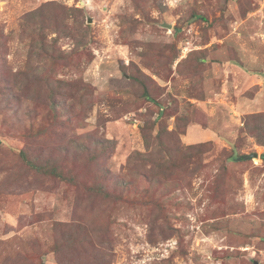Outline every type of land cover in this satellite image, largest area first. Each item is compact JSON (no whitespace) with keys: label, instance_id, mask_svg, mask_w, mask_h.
Segmentation results:
<instances>
[{"label":"rangeland","instance_id":"rangeland-1","mask_svg":"<svg viewBox=\"0 0 264 264\" xmlns=\"http://www.w3.org/2000/svg\"><path fill=\"white\" fill-rule=\"evenodd\" d=\"M0 264H264V0H0Z\"/></svg>","mask_w":264,"mask_h":264},{"label":"water","instance_id":"water-1","mask_svg":"<svg viewBox=\"0 0 264 264\" xmlns=\"http://www.w3.org/2000/svg\"><path fill=\"white\" fill-rule=\"evenodd\" d=\"M170 26V25H169Z\"/></svg>","mask_w":264,"mask_h":264}]
</instances>
